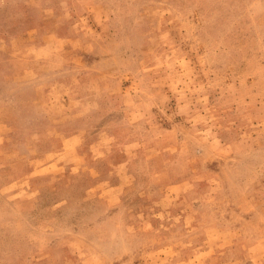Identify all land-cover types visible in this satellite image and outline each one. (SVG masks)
<instances>
[{
  "label": "rangeland",
  "instance_id": "obj_1",
  "mask_svg": "<svg viewBox=\"0 0 264 264\" xmlns=\"http://www.w3.org/2000/svg\"><path fill=\"white\" fill-rule=\"evenodd\" d=\"M0 264H264V0H0Z\"/></svg>",
  "mask_w": 264,
  "mask_h": 264
}]
</instances>
